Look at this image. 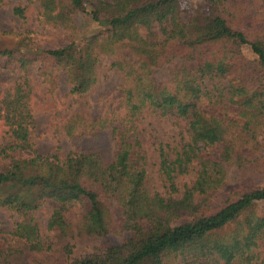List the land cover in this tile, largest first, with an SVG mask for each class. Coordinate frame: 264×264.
Wrapping results in <instances>:
<instances>
[{
    "label": "trees",
    "instance_id": "1",
    "mask_svg": "<svg viewBox=\"0 0 264 264\" xmlns=\"http://www.w3.org/2000/svg\"><path fill=\"white\" fill-rule=\"evenodd\" d=\"M27 1L38 3L45 31L12 33L0 47V68L25 72L0 95L9 138L0 146V207L19 215L0 229V264H264L255 207L264 182L229 181L231 167L264 178V0H206L208 11L181 0ZM101 55L121 76L115 90L100 95L98 110L56 121L54 132L105 129L115 152H39L29 67L83 95ZM146 114L184 123L173 147L154 137L158 183L141 137ZM191 172L181 188L178 177ZM45 204L53 205L46 231L35 218ZM84 235L102 242L73 257L72 238Z\"/></svg>",
    "mask_w": 264,
    "mask_h": 264
},
{
    "label": "rangeland",
    "instance_id": "2",
    "mask_svg": "<svg viewBox=\"0 0 264 264\" xmlns=\"http://www.w3.org/2000/svg\"><path fill=\"white\" fill-rule=\"evenodd\" d=\"M182 5L187 8L196 6L203 11L211 9L212 5L206 0H181ZM27 6L25 16L22 17L15 12L16 7ZM38 3L27 0H0V47L10 46L15 40L12 33L25 32L29 30L44 32V26L38 20ZM49 30V29H48ZM54 32V31H50ZM85 36L83 32L77 35V44L82 42ZM250 54V51H246ZM98 66V80L92 90L78 95L70 94L69 85L63 77L57 80L56 86L44 80L38 73L36 67L30 66L26 72L33 87V109L36 116V148L41 153L59 152L66 154L69 151L100 150L107 156H112L115 152V142L108 130H101L97 135L84 134L70 137L65 134L56 135L54 123L63 120L75 110L96 111L99 108L100 95L103 92L113 93L120 80V74L111 67V60L106 55H101ZM161 73V72H160ZM25 72L22 69L9 70L0 68V95L3 90L15 83ZM142 122V140L148 151V171L152 181L159 182L157 163L159 161V151L154 144V137L168 147L177 145L181 138L183 124L179 119L170 115L161 116L158 114H146ZM9 138L5 136L4 125L0 121V146L7 142ZM262 149L260 152H263ZM260 154L256 153L255 155ZM264 168V161L259 162ZM194 173L184 174L178 177L177 183L183 188L186 182H190ZM242 184L250 182H264L262 176L253 172L251 167L240 170L237 167L229 169L230 183ZM244 181H247L244 183ZM243 186V185H242ZM255 207L259 214L264 215V200L255 202ZM53 205L45 204L36 213L35 218L41 228L46 231L48 219L52 213ZM19 215L5 207H0V229L10 230L14 227ZM110 240L118 242L123 236L111 235ZM74 244L73 257H82L93 252L98 247L102 239L97 236H76L72 238Z\"/></svg>",
    "mask_w": 264,
    "mask_h": 264
}]
</instances>
